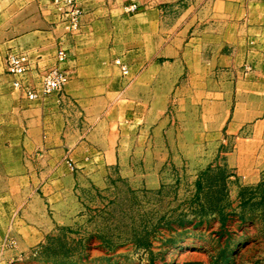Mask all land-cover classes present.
I'll return each mask as SVG.
<instances>
[{
	"label": "crops",
	"instance_id": "obj_1",
	"mask_svg": "<svg viewBox=\"0 0 264 264\" xmlns=\"http://www.w3.org/2000/svg\"><path fill=\"white\" fill-rule=\"evenodd\" d=\"M67 1L0 0L6 264L39 252L78 213L81 193L113 171L150 189L170 157L208 170L207 157L224 155L253 182L264 171V0ZM59 50L69 76L61 94L29 100L13 87L40 92ZM15 55L28 61L20 78L7 71Z\"/></svg>",
	"mask_w": 264,
	"mask_h": 264
},
{
	"label": "rangeland",
	"instance_id": "obj_2",
	"mask_svg": "<svg viewBox=\"0 0 264 264\" xmlns=\"http://www.w3.org/2000/svg\"><path fill=\"white\" fill-rule=\"evenodd\" d=\"M207 158L209 169L198 170L170 157L155 189L113 171L16 264H264V171L253 182L224 155Z\"/></svg>",
	"mask_w": 264,
	"mask_h": 264
},
{
	"label": "built area",
	"instance_id": "obj_3",
	"mask_svg": "<svg viewBox=\"0 0 264 264\" xmlns=\"http://www.w3.org/2000/svg\"><path fill=\"white\" fill-rule=\"evenodd\" d=\"M73 0H68L67 3H71ZM128 13H134L137 10L135 5H129L126 8ZM71 28L77 29V13L72 14L70 20ZM67 58V53L63 50H59L57 54L58 66L46 69L40 76L41 90L36 92L29 88H26L20 80H16L13 83V87L17 90L23 91L29 100L45 99L51 95L61 94L65 84L69 80V76L63 71L59 64L63 63ZM115 64L121 67L123 75H127L128 69L119 60ZM28 70V61L25 55L10 56L7 59V71L13 76L18 78L23 77ZM67 164L73 170L74 166L70 160H67Z\"/></svg>",
	"mask_w": 264,
	"mask_h": 264
}]
</instances>
